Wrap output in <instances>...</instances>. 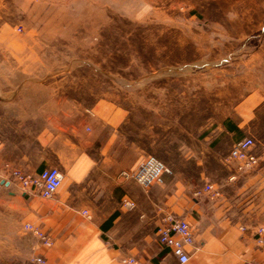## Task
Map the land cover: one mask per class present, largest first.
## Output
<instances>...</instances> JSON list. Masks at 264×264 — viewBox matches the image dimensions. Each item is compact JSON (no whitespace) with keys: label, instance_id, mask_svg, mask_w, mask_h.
Instances as JSON below:
<instances>
[{"label":"rangeland","instance_id":"rangeland-1","mask_svg":"<svg viewBox=\"0 0 264 264\" xmlns=\"http://www.w3.org/2000/svg\"><path fill=\"white\" fill-rule=\"evenodd\" d=\"M91 118H169L170 139L144 140L166 166L226 120L261 142L264 0H0V174L40 131L54 150L57 119Z\"/></svg>","mask_w":264,"mask_h":264},{"label":"crops","instance_id":"crops-1","mask_svg":"<svg viewBox=\"0 0 264 264\" xmlns=\"http://www.w3.org/2000/svg\"><path fill=\"white\" fill-rule=\"evenodd\" d=\"M91 119L71 128L57 119L55 148L49 153L40 131L38 150L8 156L10 170L37 173L62 167L67 181L52 198L41 199L36 193L9 190L16 185L0 174V264H38L35 256L43 264H122L121 248L145 264H178L156 238L168 213L192 228L193 246L185 264H264V249L255 239L256 228L264 227V139L253 148L256 167L236 173L224 157L242 138L241 127L226 120L218 130L199 131L194 142L175 143L182 165L167 161L171 173L163 183L144 189L119 173L134 169L148 155L144 140L153 146L170 139V125L161 123L174 122ZM206 184L217 195L204 191ZM127 199L134 203L132 209L122 205ZM24 223L47 233L51 245H41L23 229Z\"/></svg>","mask_w":264,"mask_h":264},{"label":"built area","instance_id":"built-area-1","mask_svg":"<svg viewBox=\"0 0 264 264\" xmlns=\"http://www.w3.org/2000/svg\"><path fill=\"white\" fill-rule=\"evenodd\" d=\"M255 141L252 137L245 136L236 140L230 150L228 157L235 160L239 171H247L256 167L258 156L253 151ZM171 171L160 159L155 156L145 157L134 169L124 170L119 173L123 179L133 180L140 187L146 189L153 184H162L165 174ZM64 179V173L57 167H45L41 171L27 174L20 170H10L9 180L18 186L25 193H36L42 198H52ZM213 195H217L210 184L203 187ZM122 205L127 209H132L134 203L131 200H124ZM86 217L87 211H82ZM23 229L34 236L41 245L49 247L51 240L47 233L38 226L31 223H24ZM156 238L158 244L163 249L169 250L176 258L178 264H185L190 255V247L193 246V232L191 226L184 218L168 213L162 218L161 223L156 228ZM257 245L264 249V227L258 226L255 230ZM121 250L120 262L122 264H145L141 259L129 253L125 249ZM34 261L43 264L45 261L41 256H35Z\"/></svg>","mask_w":264,"mask_h":264},{"label":"water","instance_id":"water-1","mask_svg":"<svg viewBox=\"0 0 264 264\" xmlns=\"http://www.w3.org/2000/svg\"><path fill=\"white\" fill-rule=\"evenodd\" d=\"M5 184L7 185V184H8V182L6 181V182H5Z\"/></svg>","mask_w":264,"mask_h":264}]
</instances>
